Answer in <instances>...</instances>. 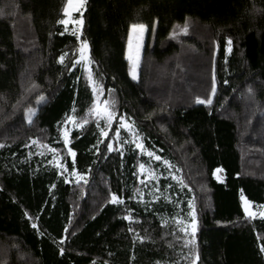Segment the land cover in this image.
Instances as JSON below:
<instances>
[{"label": "trees", "instance_id": "16d2710c", "mask_svg": "<svg viewBox=\"0 0 264 264\" xmlns=\"http://www.w3.org/2000/svg\"><path fill=\"white\" fill-rule=\"evenodd\" d=\"M67 3L0 0V264H264V0Z\"/></svg>", "mask_w": 264, "mask_h": 264}, {"label": "rangeland", "instance_id": "374dc122", "mask_svg": "<svg viewBox=\"0 0 264 264\" xmlns=\"http://www.w3.org/2000/svg\"><path fill=\"white\" fill-rule=\"evenodd\" d=\"M85 4V0H83L82 6H81V0H72V4L69 6V10L66 16V19L63 21H66L64 23L66 26L72 25L74 27V31L79 35V37L82 34V28H83V20L80 19H74V15L78 14L82 11ZM138 26V25H137ZM146 35V27L142 31L139 27L133 28L131 27L130 35H129V42H128V48H127V58L130 61L131 64V77L133 78V71H135V78L134 80H137L139 77L138 67L140 63V57L143 49V42ZM84 44L87 45L86 48L82 47ZM78 63H80L84 68L90 70L91 69V57H90V46L87 41H84L80 38V52L77 59ZM103 109V107H100ZM102 114L105 112V110H101ZM65 139L67 144H70L68 133H65ZM243 203L244 209L247 208L249 213H252L253 215H249L252 217H257L259 214L264 213V209L253 207L251 202L247 201L248 203ZM191 233V231H190Z\"/></svg>", "mask_w": 264, "mask_h": 264}, {"label": "snow or ice", "instance_id": "6c2138e0", "mask_svg": "<svg viewBox=\"0 0 264 264\" xmlns=\"http://www.w3.org/2000/svg\"><path fill=\"white\" fill-rule=\"evenodd\" d=\"M82 3H83V0H81V6H82ZM68 4L71 5V4H72V0H68ZM65 13L67 14V9L65 10ZM81 15H82V13H81ZM60 22H61V23H66V21H63V20L60 21ZM132 27H133L134 29L137 28V27H139L142 31L145 29V26H144V25H138V26H137V25H133ZM66 30H67V29H66ZM182 31H184V32L186 33V32H187V28L185 27L184 29H182ZM231 43H232V42H231V40L229 39V40L227 41V45H228L227 51H230V50H231ZM82 47L86 48L87 45L84 44ZM65 55H67V53H65L64 55H62V56L60 57V62H61V63L63 62V60H64V56H65ZM77 62H78V61H74L73 63L75 64V63H77ZM132 74H133V78H135V71H133ZM212 91H213V94H214V92H215V88H214V87H213V90H212ZM41 99H43V97H41ZM196 102H197V103H201V104H204V103H208V104H210V103H211V99H208L207 101H205V100H201V99L197 98ZM104 104H105V105H108V101L105 100V101H104ZM94 108H95V105L93 106V110H90V114L95 115V116H99L100 119H104V120H105V123H106V124L110 125L111 120H112V114H111V113H106L105 115H100V114L94 112ZM31 115H34V111L29 110V119H28V122H29V123L31 122ZM120 120H121V122H123V120H124L123 116H121ZM84 123H87V117L84 118ZM97 125L99 126V120H97ZM120 126H123V123H121ZM102 131H103V130H102ZM104 135L106 136V135H107V132H104ZM116 135H118V131H117ZM33 143H35V141H34ZM0 147H3V145H0ZM108 147H109V149H111V144H109ZM137 147L139 148V147H141V145H137ZM54 151H55V150H54ZM67 151H68L69 153H71V155H72L73 158L75 157V153L72 152V150H71L70 148H68ZM149 155H152V153H149ZM155 159L159 160L160 157L156 156ZM74 166H75V162H74V159H73V167H74ZM141 167H143V165H141ZM218 171H219V170H218ZM73 175H75V172H73ZM80 179H83V177H80ZM85 182H86V181H85ZM142 182H143V181H142ZM110 202H111V203H121V204H122L124 201H123L122 199L117 198V196H116L115 194H113V195L111 196ZM247 203H248V202L245 201V204H247ZM257 207H264V206H257ZM244 211H245L246 215H253L252 213H249V212H248V209H247V208H245ZM189 215L192 217L191 224H190V227H191V233L188 232V229H187L186 227L183 228V229H181V230L184 231L185 234H190V235L193 237V239L190 240V241H187V242L185 243V246H188V244H194V243H195V232H196V230H197V221L195 220V210H194V208H193L192 211L189 213ZM126 219H131V217H126ZM180 223H182V221H181ZM33 227H36V225L34 224ZM130 231H131V229H130ZM60 243H63V240H61ZM261 250L264 251V247H262ZM60 251H61V253H63V249H62V248H61ZM196 259H198V257H196ZM194 264H195V260H194Z\"/></svg>", "mask_w": 264, "mask_h": 264}, {"label": "crops", "instance_id": "0c3cea01", "mask_svg": "<svg viewBox=\"0 0 264 264\" xmlns=\"http://www.w3.org/2000/svg\"><path fill=\"white\" fill-rule=\"evenodd\" d=\"M69 4L67 3V5H66V8H65V10L67 9V13H68V10H69ZM65 13V12H64ZM65 16H67V14L65 13ZM129 42V41H128Z\"/></svg>", "mask_w": 264, "mask_h": 264}]
</instances>
